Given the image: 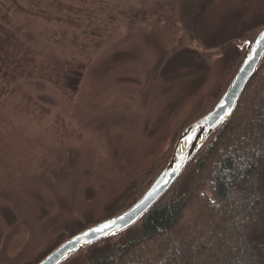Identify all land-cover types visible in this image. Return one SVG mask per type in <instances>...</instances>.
I'll return each instance as SVG.
<instances>
[{
  "label": "rangeland",
  "instance_id": "1",
  "mask_svg": "<svg viewBox=\"0 0 264 264\" xmlns=\"http://www.w3.org/2000/svg\"><path fill=\"white\" fill-rule=\"evenodd\" d=\"M263 23L264 0H0V264L105 221Z\"/></svg>",
  "mask_w": 264,
  "mask_h": 264
},
{
  "label": "trees",
  "instance_id": "2",
  "mask_svg": "<svg viewBox=\"0 0 264 264\" xmlns=\"http://www.w3.org/2000/svg\"><path fill=\"white\" fill-rule=\"evenodd\" d=\"M258 28L251 39L264 23L254 26ZM219 38L214 36L213 41ZM245 54L246 49L229 56L223 90L204 111L193 114L187 126L213 109ZM173 146L119 195L106 219L124 213L141 199L166 167ZM92 226L68 229L67 237L34 264ZM64 264H264V59L234 114L210 137L168 193L132 228Z\"/></svg>",
  "mask_w": 264,
  "mask_h": 264
},
{
  "label": "water",
  "instance_id": "3",
  "mask_svg": "<svg viewBox=\"0 0 264 264\" xmlns=\"http://www.w3.org/2000/svg\"><path fill=\"white\" fill-rule=\"evenodd\" d=\"M263 59L264 28L247 50L232 82L217 104L207 115L182 131L166 167L141 199L124 213L69 238L39 264H64L79 252L110 237L122 234L137 224L168 193L208 138L234 114ZM105 224L110 227L103 232L93 231L102 228Z\"/></svg>",
  "mask_w": 264,
  "mask_h": 264
},
{
  "label": "snow or ice",
  "instance_id": "4",
  "mask_svg": "<svg viewBox=\"0 0 264 264\" xmlns=\"http://www.w3.org/2000/svg\"><path fill=\"white\" fill-rule=\"evenodd\" d=\"M108 227H110V225L105 224L102 228H97V229H94L93 231L103 232Z\"/></svg>",
  "mask_w": 264,
  "mask_h": 264
}]
</instances>
